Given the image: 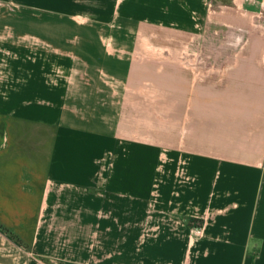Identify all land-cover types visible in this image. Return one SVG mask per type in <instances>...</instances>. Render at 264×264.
<instances>
[{"label":"crops","instance_id":"0c3cea01","mask_svg":"<svg viewBox=\"0 0 264 264\" xmlns=\"http://www.w3.org/2000/svg\"><path fill=\"white\" fill-rule=\"evenodd\" d=\"M234 2L117 0L92 26L4 0L0 264H264V0Z\"/></svg>","mask_w":264,"mask_h":264},{"label":"rangeland","instance_id":"374dc122","mask_svg":"<svg viewBox=\"0 0 264 264\" xmlns=\"http://www.w3.org/2000/svg\"><path fill=\"white\" fill-rule=\"evenodd\" d=\"M44 1V5L48 6V7H56L58 9H72L75 12H78L80 15L82 13H85L88 15V18L84 19V18H78L79 21L81 22H86V23H90L92 26H97L98 24H96L95 22H100L103 23L106 21L107 23H111L110 21H113V8L116 4L117 0H43ZM235 0H214L213 3V10L214 14L211 16L215 15V12L217 11H222V10H230L232 7H239L240 2H234ZM4 0H0V5L3 4ZM10 4V3H9ZM10 6L12 8H14L15 6H19L18 4H10ZM241 9H245L243 8V6H240ZM104 20V21H103ZM100 26V25H99ZM122 26H129V24H125L122 23ZM256 27H259V29L261 27L262 31L264 32V16L260 17V22L257 23ZM227 34H221L218 37H216L214 39L213 42V38H208L207 39V47L208 48H216L217 44L218 47L220 44L223 45H229L230 47L231 42H236V43H241L244 41V36L243 34H239L237 36V38L233 39V37H227ZM176 34H171V33H166V37H170V42H175L178 40V38L176 37ZM164 39V38H163ZM188 40V39H187ZM143 45H149L148 48H152L151 49V55L154 54V57H158V58H162V59H174V60H178L179 62L181 60H183V63H185V65H188L189 59L192 60L193 64H202V66H205L204 63H206V61L208 62V60H212L214 59V55L212 54V52L205 50V52L203 51H198L195 49V47H192V45H189V42H187L185 45H183L181 48L176 47L177 49H179V51H172V49H164L161 48L159 46L156 45V41L152 42V41H148L146 39H144L142 41ZM177 43V42H176ZM217 43V44H216ZM211 44V45H210ZM220 48V47H219ZM225 48L223 47L221 49L222 50H218L217 49V53L218 55H221L219 57H223L221 53H226L225 52ZM159 55H162L161 57ZM196 62V63H195ZM191 63V64H192ZM208 67V66H205ZM209 68V67H208ZM205 68V69H208ZM205 69H201L202 72H208V70L205 71Z\"/></svg>","mask_w":264,"mask_h":264},{"label":"built area","instance_id":"2783aa9c","mask_svg":"<svg viewBox=\"0 0 264 264\" xmlns=\"http://www.w3.org/2000/svg\"><path fill=\"white\" fill-rule=\"evenodd\" d=\"M211 9H213L212 5H211Z\"/></svg>","mask_w":264,"mask_h":264}]
</instances>
